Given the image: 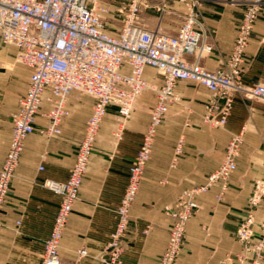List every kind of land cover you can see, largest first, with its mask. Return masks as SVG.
I'll use <instances>...</instances> for the list:
<instances>
[{
	"label": "crops",
	"instance_id": "crops-1",
	"mask_svg": "<svg viewBox=\"0 0 264 264\" xmlns=\"http://www.w3.org/2000/svg\"><path fill=\"white\" fill-rule=\"evenodd\" d=\"M128 1H101L110 10L109 17L105 18L109 30L118 31L123 26V13L119 9ZM139 1L140 24L169 34L178 31L189 5L188 0ZM202 4L200 20L205 40L213 49L202 56L200 62L214 70L224 67L231 54L247 2L204 0ZM8 47L15 50L13 46H3L1 60L6 59ZM242 68L246 82H264V5L246 47ZM29 76L28 70L22 87L18 79L16 81L0 69V168L12 136L11 115L27 89ZM145 76L150 82L160 85L163 82L152 67L146 68ZM186 81H179L176 90ZM210 95L209 91L207 100ZM92 104L90 98L71 97L68 101L70 113L63 118L59 135L42 132L47 119L41 114L36 116V130L25 140L0 218V264H40L44 243L51 233L60 203L59 196L42 182L45 178H68L79 142L85 135ZM149 107L144 97L138 96L118 144L111 140L112 126H100L107 137L95 140L78 199L64 228L60 247L62 264H74L82 247L88 249V255L80 264H105L102 252L115 227L119 198L128 183L130 165L150 120ZM116 109L111 105L107 113H117ZM183 118L171 115L163 120L157 131L151 159L131 210L120 264H158L172 221L163 207L183 190L205 182L221 163L230 134L245 127L237 169L228 180L226 193L219 202L216 194L220 186L215 185L198 197L200 207L188 223L177 264H220L222 258L241 247L235 230L248 206L247 198L255 179L264 175V103L237 94L225 127L209 129L191 112ZM183 134L182 150L177 154ZM41 165L44 169H40ZM263 214L264 207L258 210L259 217Z\"/></svg>",
	"mask_w": 264,
	"mask_h": 264
},
{
	"label": "built area",
	"instance_id": "built-area-1",
	"mask_svg": "<svg viewBox=\"0 0 264 264\" xmlns=\"http://www.w3.org/2000/svg\"><path fill=\"white\" fill-rule=\"evenodd\" d=\"M101 1L0 0V50L3 46H13L16 60L30 71L27 89L12 114V136L0 168V218L25 140L36 130V116L41 114L47 119L42 132L59 135L62 120L70 113L68 101L71 97H87L93 102L85 135L79 142L68 178L43 179L44 186L59 196L60 203L51 233L44 243L40 264H62L60 247L64 228L79 196L100 126L111 105L116 106L119 115L114 134L121 137L125 124L122 120L131 116L139 94L147 88L157 94L148 128L130 166L134 183L120 203L119 218L109 243L110 247L118 248L121 231L127 227L128 202L132 200L139 177L151 158L156 128L163 121L169 104L178 98L176 85L179 81H194L210 91L204 119L212 126L227 124L237 94L264 103V82H246L242 68L246 47L264 0H246L231 54L224 67L214 70L200 62V58L213 49L205 40V29L200 20L204 0H188V10L175 34L142 26L138 17L139 0H129L120 7L119 11L125 15L123 26L118 31H111L104 16L109 8ZM3 67L0 59V69ZM147 67L156 69L162 77L163 82L158 88L147 80ZM243 136L244 130L230 135L218 168L209 174L206 183L186 190L184 204L179 202L175 206L172 213L177 217V226L170 238V246L166 248L168 254H178L181 250L185 225L198 207L196 194L217 183L224 184L225 188V181L237 167ZM40 169L44 166L41 165ZM263 197L264 177H259L248 201L251 210L237 229V238L245 252H250L249 246L254 247L255 241H258L257 253H261L264 247V235L257 239L253 228V209ZM178 211H181L179 216ZM261 225L264 233V219ZM78 252L80 255L88 253L85 247ZM233 263L229 258L221 264ZM250 264L260 262L254 259Z\"/></svg>",
	"mask_w": 264,
	"mask_h": 264
},
{
	"label": "rangeland",
	"instance_id": "rangeland-1",
	"mask_svg": "<svg viewBox=\"0 0 264 264\" xmlns=\"http://www.w3.org/2000/svg\"><path fill=\"white\" fill-rule=\"evenodd\" d=\"M109 14H110V10L104 14L105 18L109 17L108 16ZM122 15H123V23H124L125 15H124V13ZM5 56H6V59H2L1 60L2 61V65L4 66L2 68L3 71H7V74L9 76L15 77L16 81L18 79V81L21 82V84H22V82L25 81V79H26V77L28 75V70H27L26 66L21 64L20 62H18L16 60L15 50L12 47H8L6 49V55ZM152 83H154L153 85L156 88H158L160 86V84H158L157 82H152ZM179 86L180 87H178V89L176 90V94H177L178 98L176 100H174L172 103H170V105L168 107V110H167L163 120H165V118H167V117H170L171 115H175V116L176 115H180V116H182V118L183 117H187L189 112H191V115H195V116L198 115V117L201 120L200 122L202 124L206 125V127L209 128V129H212V128H215V127H225L226 126V125H224V126H212L208 122L205 121V119H204V110H205V104L207 102V98L206 97H208L207 94L209 95V91L205 87L201 86L200 84H198L197 82H194V81L182 82ZM22 87H23V84H22ZM178 92L179 93L181 92V94L179 95ZM139 96H143L146 104H148L150 106L149 110H150V116H151L152 108L155 105V102H156V99H157L156 92L151 90V89H149V88H147ZM84 113H86V112L84 111ZM144 113H146V109H144ZM129 118H127V120ZM118 119H119L118 113L109 112V114L107 113V115L104 117V120H103L102 125H101V126H107L108 128L110 126H112V134H113L112 136L113 137H112V139L111 138L110 139L113 140V143H116V144H118V143H120L122 141V138L124 136V128H125V125H126V122H127V120H122L123 122H125V124H124V127L122 129L123 130L122 133H121L122 136L118 137V136H116L114 134V130H115L114 127L116 126V122H118ZM11 120H12V115H11ZM185 122L188 124L189 120L186 119ZM162 123H163V121L160 123V125ZM148 125H149V123H148ZM160 125H158L157 128H156V132H155V136H154V142H155V137H156V134H157V131H158ZM147 128H148V126H147ZM105 129H107V128H105ZM241 130H245V127H242ZM241 130L232 132L231 134L240 132ZM145 133H144V135H145ZM144 135H143V138H144ZM183 136H184V134L181 135L180 142H179V144H178V146L176 148V153L177 154L182 150L181 149V144H182ZM106 137H107V135H105L104 132L99 130L96 139L99 138L101 140H104V139H106ZM143 138H142V140H143ZM229 139H230V137H229ZM142 140H141V142H142ZM243 141H244V136H243ZM243 141H242V144H243ZM141 142H140V144H141ZM154 142H153V147H154ZM94 144H95V142H94ZM227 144H228V142H227ZM227 144H226V147H227ZM242 144H241V146H242ZM179 146H180V150H178ZM241 146H240L239 155L241 153ZM152 151H153V148H152ZM225 152H226V149H225ZM224 156H225V153H224ZM223 159H224V157H223ZM223 159H222V161H223ZM148 162H147V164H148ZM147 164H146V166H147ZM146 166H145V168H146ZM88 167H89V165H88ZM236 169H237V167H236ZM236 169L232 172V174L236 171ZM87 170H88V168H87ZM129 170H130V168H129ZM144 170H143V172L141 173V175L139 177L138 183L136 184V189H135V192L133 194V198H132V200L130 202H128V207H129L128 208V215H127V220L128 221H127L126 229L121 231V237H120V241L121 242H119V244H121V245L118 248L116 246H111L110 247L109 243H110V240H111V237H112V232L116 228L117 221H118L119 214H120V210H119L120 203L123 202V199H124V197H126L128 189L131 188L133 186V183H134L133 177H130V173H128V183H127V185L125 187L124 192L122 193V195L119 198V202H118V205H117V208H116V223H115V227H114L113 231L111 232L110 239L108 240V242L105 245V247L103 249V252H102V255L104 256L105 264H120L121 263L122 252H123V249H124L125 244H126L125 236H126V233H127L128 229H129V225H130L131 210H132V207H133V205H134V203L136 201V198H137V196L139 194L140 185H141V181H142V178H143ZM215 170H213V171H215ZM208 176H207V178H208ZM230 176L225 181V188H223L224 184L223 185L220 184V183L215 184V185H219L220 186L219 192H217V194H216V199L219 202L222 201V198L224 197V195L226 193L227 184H228V180H229ZM14 177H15V175H14ZM14 177H13V179H14ZM129 177H130V179H129ZM262 177H264V175ZM207 178H206L205 182H203L201 184L206 183ZM42 184H43V182H42ZM201 184H199V185H201ZM199 185H196V186H193V187H190V188H187V189L183 190V192H181L179 194V196L174 201L167 203L163 207V210L167 214L170 215V217L172 218V221H171V224H170V227H169V230H168L167 243H166V246H165L164 250L161 252V254L159 256L158 264H177L178 263L181 251H182V249L184 247V244H185V238H186V231H187L188 223L190 222L191 218L194 216V214L197 212V210L200 207V204L198 202V197L201 194H203L205 192H208L215 185H213L207 191L200 192L199 194H196L195 199H196V201L198 203V207L190 214V218L187 220V224L185 225V231H184L185 232V238L183 239V243L181 245V250H180V252L178 254L176 252L168 254V252H167V249H168L167 246L168 245L170 246V242H171L170 238L173 235V233H174V231L176 229V226H177L176 225L177 224L176 223V218L177 217H175V215L172 212H175V210H176L175 206L179 202L181 204H184V201H185L184 195H186L185 191L186 190L188 191V190H190L192 188H195V187H197ZM253 187H254V185H253ZM252 192H253V188H252V191H251V193L249 194V196L247 198V202L249 201V197L252 195ZM263 203H264V197L261 200V202L258 204V206L253 209L254 210V215H255V223H254V227L253 228H254V233H255V236H256L257 239L260 236L264 235L263 230H262V225H261V223L263 222V219H264V214H263L262 217L258 216V210L264 207ZM249 210H251V209L249 208V205H248L246 207V209H244V211L242 213L241 220L247 216ZM180 212L181 211L177 212L178 216L180 215ZM241 220L239 221V223L241 222ZM239 223H238V225H239ZM238 225H237L236 230H235V237H236V239L239 242L241 247L235 253L227 254L224 258H222V260L220 261V264L222 263L223 260L229 259V258H231L232 262H234L233 264H250L254 259H255V261L259 260L260 264H264V247L262 248L261 253H257V251L255 249H256V246L258 245L257 244L258 241H255L254 244L251 242L255 246L254 247L253 246H249L250 247V252H247V251L245 252L243 244H241V242L237 238ZM87 251H88V249H87ZM114 254L116 255V257H115ZM86 255H88V253L85 254V255H80L79 252H78V255H77L76 259H75L74 264H80L82 258L85 257Z\"/></svg>",
	"mask_w": 264,
	"mask_h": 264
}]
</instances>
